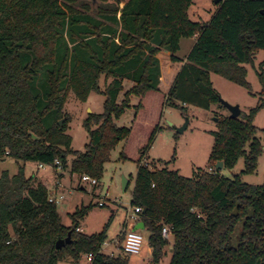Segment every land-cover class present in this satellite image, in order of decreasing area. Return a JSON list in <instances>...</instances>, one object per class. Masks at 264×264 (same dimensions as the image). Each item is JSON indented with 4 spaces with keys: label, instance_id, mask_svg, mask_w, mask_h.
<instances>
[{
    "label": "trees",
    "instance_id": "1",
    "mask_svg": "<svg viewBox=\"0 0 264 264\" xmlns=\"http://www.w3.org/2000/svg\"><path fill=\"white\" fill-rule=\"evenodd\" d=\"M71 1L0 0V161L23 164L13 176L0 173V264H58L89 254L90 264H128V258L102 252L107 226L92 235L78 231L94 205L77 207L64 225L47 188L24 173L26 163L58 161L61 169L99 184L119 142L120 159L137 165L130 206L142 209L138 222L149 233L153 264L168 245L163 225L173 236L169 264H264V183L226 178L215 168L222 162L232 169L243 158L241 173L255 171L262 145L253 121L263 104L236 119L216 120L207 170L187 178L146 161L166 106L183 112L187 106L223 107L211 74L250 90L244 66L264 53V0H222L206 22L190 20L192 0H126L96 15L75 10ZM192 38L188 54L179 58L180 40ZM171 64L180 68L165 93L161 67ZM256 75L264 96V59ZM125 81L133 86L118 104ZM69 92L80 102L92 92L105 97L103 112L83 121L89 139L83 152L72 149L67 134ZM132 96L139 99L133 123L117 128L114 120ZM149 112L148 132L129 155L127 147ZM69 233L70 243L56 249Z\"/></svg>",
    "mask_w": 264,
    "mask_h": 264
},
{
    "label": "rangeland",
    "instance_id": "2",
    "mask_svg": "<svg viewBox=\"0 0 264 264\" xmlns=\"http://www.w3.org/2000/svg\"><path fill=\"white\" fill-rule=\"evenodd\" d=\"M126 0H72L75 10L87 9L91 14L109 12L111 7L122 5ZM217 8L213 0H192L188 10L190 20L195 22H206L210 19ZM194 42L190 39L180 40V49L177 56L184 59ZM264 53L258 52L253 66L245 65L246 81L250 85L247 90L236 85L218 75L211 74V82L214 90L220 95V98L231 105H238L242 113L247 114L258 104H263L262 108L256 114L253 125L257 128L256 138L262 145V150L257 157L256 169L253 173L242 174L244 169V160L240 158L232 169H221L220 176L233 178L235 175L241 176V181L254 186H260L264 183V96H260L261 86L256 75L258 65L263 61ZM162 69L166 66L162 65ZM166 71H164V81H160V88L165 93L168 92L170 82L166 80ZM166 80V81H165ZM104 78L100 80L99 87L103 89ZM133 84L124 82V90L118 97V104L123 100V96ZM105 97L102 94L92 92L89 94L86 102H80L73 92H69L64 105V113L69 116L67 124V134L71 136V147L74 151L83 152L88 144V133L83 127V121L90 114H101L104 110ZM139 99L135 96L130 98V107L124 110V113L114 120L117 128L130 127L133 123L134 106ZM229 112L219 105H213L210 110H203L195 106H187L183 112L174 106H166L163 110V116L158 131L151 148L146 156V161L155 168L167 167L168 170L177 171L179 175L190 178L198 170H207L211 166L209 161L210 152L214 145L212 132L217 130L218 118L228 117ZM188 120L186 130L182 134H177L176 130L183 126L185 120ZM153 120L151 112L146 113L143 121L137 126L132 143L127 147V153L133 155L135 145L144 140L150 122ZM64 122V120H63ZM63 124V123H62ZM124 142H119L110 153V160L104 165L99 184L96 187H90L80 183V176L72 175L69 169L61 170L59 175L64 193V200L57 204V210L61 217L62 224L70 225L68 215L74 212L77 207H94L88 212L85 218L80 222L81 233L85 235L97 234L106 230V243L114 242L115 253L128 258V264H153L151 262V250L148 245L149 233L147 230H137L144 238V244L138 255H124L121 252L122 230L125 227L126 210L130 208L131 192L133 190L137 165L133 161H124L120 159V152ZM73 157L68 158L70 165ZM168 163V164H167ZM21 162L12 158H5L0 161V173L7 171L10 176L18 172ZM24 173L27 177L37 176V179L46 187L49 186V193L58 191L55 185L54 170L50 168L41 169L37 164L26 163ZM42 175V177H40ZM39 176V178H38ZM122 177L128 182L127 188L123 191L121 187ZM54 183V187H52ZM51 186V187H50ZM83 188L81 190L80 188ZM135 223L129 221L126 224V230H132ZM171 238V237H170ZM117 239V240H116ZM116 240V241H115ZM109 247V246H108ZM106 247L107 249H109ZM172 255V245L164 248V255L159 264H169ZM58 264H90L86 256L83 255L78 261L66 259Z\"/></svg>",
    "mask_w": 264,
    "mask_h": 264
},
{
    "label": "built area",
    "instance_id": "3",
    "mask_svg": "<svg viewBox=\"0 0 264 264\" xmlns=\"http://www.w3.org/2000/svg\"><path fill=\"white\" fill-rule=\"evenodd\" d=\"M145 165L147 166V164H145ZM38 168H41V169H45V168L53 169L54 170V176L53 177L55 179L56 187H58L59 189L63 188V185H62V183L60 181V177H59V175L61 174V170L62 169H61L60 163L58 161L54 162V166H47V165H44V164H38ZM80 182L82 184L89 185L90 187H95L98 184L96 179L91 178L88 175L80 176ZM63 199H64V195L62 193H59V192H57L55 190L52 191L51 193L48 192V201L51 202V203L58 204ZM141 212H142L141 208H139V207H131L130 206V208H128L126 210L125 227H126V224L129 221H133L134 223H137L138 220H139V215H140ZM78 231H80V230H78ZM133 233L139 234V233H137V231L126 230V229L123 232L122 240H121V244H120L121 245L120 249H121V252L124 255H138L139 252H140V250L139 251H134L128 245V237H129L130 234H133ZM161 233H162L163 239H165L167 241H168V239L170 237H173L171 228L168 225H163L162 226V232ZM110 256H112V255H110ZM86 259H87V261L89 263H91L92 260H93V255L92 254L86 255Z\"/></svg>",
    "mask_w": 264,
    "mask_h": 264
},
{
    "label": "water",
    "instance_id": "4",
    "mask_svg": "<svg viewBox=\"0 0 264 264\" xmlns=\"http://www.w3.org/2000/svg\"><path fill=\"white\" fill-rule=\"evenodd\" d=\"M220 2H222V0H213V3L215 5H218ZM220 103L221 105L223 106V108H225L228 112H229V115L228 117L230 119H236L240 116V113H241V109L238 105H231L229 104L228 102L220 99ZM216 121V119H215ZM63 123V120H61L59 122V125L61 126ZM187 125H188V120L186 119L185 120V123L183 124L182 127L178 128L176 130L177 134H182L186 128H187ZM215 168L218 169V170H221L223 168V165H222V162H217L216 165H215ZM128 185V182L126 181V179L124 177H122V180H121V187H122V190L124 191L126 189ZM144 229V225L142 222H138L134 228L132 229L133 231H137V230H143ZM70 243V233L68 234V236L64 239V240H58L56 242V249H61L62 247L65 246V244H69Z\"/></svg>",
    "mask_w": 264,
    "mask_h": 264
},
{
    "label": "crops",
    "instance_id": "5",
    "mask_svg": "<svg viewBox=\"0 0 264 264\" xmlns=\"http://www.w3.org/2000/svg\"><path fill=\"white\" fill-rule=\"evenodd\" d=\"M191 41H193V42H195V38H192V39H190ZM192 47V46H191ZM191 47H190V49H191ZM189 49V50H190ZM189 52V51H188ZM180 68V64H178V65H167L166 66V68L165 69H162L161 68V78H160V81H162V83H163V81H164V71H166L165 72V74H166V80H167V82H170V84H169V86H168V88H170V86H171V84H172V82H173V79H174V77H175V75H176V73H177V71H178V69ZM165 80V81H166ZM163 91V90H162ZM37 167H38V165H37ZM72 175H74L73 173H71ZM40 177H42V175L40 176ZM38 178H39V176H38ZM40 180V179H39ZM60 181H61V179H60ZM81 183V182H80ZM52 185V187L51 188H53L54 187V183H52L51 184ZM84 185H86V184H83V186ZM46 187V186H45ZM47 188V190L49 191V186L48 187H46ZM49 188V189H48ZM59 189V188H58ZM81 190H83V188L81 187L80 188ZM58 192V191H57ZM59 193H62L63 195H64V193H63V191L62 190H60L59 189ZM64 200V199H63ZM62 200V201H63ZM138 223V222H137ZM137 223H135V225L137 224ZM134 225V226H135ZM134 228V227H133ZM132 228V229H133ZM125 229H127L126 227H124V229L122 230V233L124 232V230ZM80 231H82V228L80 227V229H79ZM117 240V239H116ZM115 240V241H116ZM114 242L110 245V244H107L106 242H105V244L103 245V247H102V252L104 253V254H106V255H112V256H117V255H119V254H114L115 252V247H114ZM168 244L169 245H172L173 244V237H171V238H169L168 239ZM109 246V247H108ZM106 247H108L109 249H107V251H106Z\"/></svg>",
    "mask_w": 264,
    "mask_h": 264
},
{
    "label": "clouds",
    "instance_id": "6",
    "mask_svg": "<svg viewBox=\"0 0 264 264\" xmlns=\"http://www.w3.org/2000/svg\"><path fill=\"white\" fill-rule=\"evenodd\" d=\"M143 244H144L143 236H141L139 234H136V233H133V234L129 235V237H128V245L134 251L141 250Z\"/></svg>",
    "mask_w": 264,
    "mask_h": 264
}]
</instances>
